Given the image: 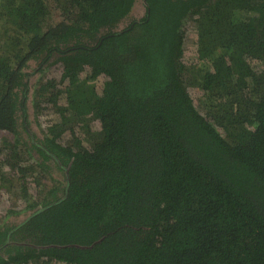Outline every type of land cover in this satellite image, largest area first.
Returning <instances> with one entry per match:
<instances>
[{
    "label": "trees",
    "instance_id": "obj_1",
    "mask_svg": "<svg viewBox=\"0 0 264 264\" xmlns=\"http://www.w3.org/2000/svg\"><path fill=\"white\" fill-rule=\"evenodd\" d=\"M0 188V264H264V0H0Z\"/></svg>",
    "mask_w": 264,
    "mask_h": 264
},
{
    "label": "rangeland",
    "instance_id": "obj_2",
    "mask_svg": "<svg viewBox=\"0 0 264 264\" xmlns=\"http://www.w3.org/2000/svg\"><path fill=\"white\" fill-rule=\"evenodd\" d=\"M59 18L60 16L57 13H55L54 21L59 20ZM185 24H186L185 29H188L185 39V46L190 50L189 52L193 54L195 52L194 49H196L195 22L193 20H188ZM49 76L58 77L59 72H55L52 68H45L43 70L42 77H49ZM191 93L196 105H198V107H202L203 103L200 100L201 94L198 93L196 89H192V88H191ZM52 117H54V115L50 114L49 117H45L44 119L46 118L51 119ZM20 203H21V198L17 194L14 195L13 193L6 192L4 189L0 188V212H3L4 209L10 205L13 206L14 209H17Z\"/></svg>",
    "mask_w": 264,
    "mask_h": 264
}]
</instances>
